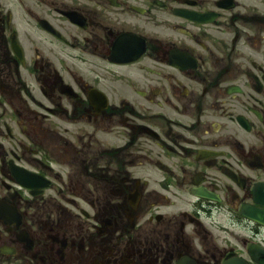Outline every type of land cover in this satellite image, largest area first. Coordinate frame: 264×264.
I'll return each mask as SVG.
<instances>
[{
	"label": "flooded vegetation",
	"instance_id": "1",
	"mask_svg": "<svg viewBox=\"0 0 264 264\" xmlns=\"http://www.w3.org/2000/svg\"><path fill=\"white\" fill-rule=\"evenodd\" d=\"M264 264V0H0V264Z\"/></svg>",
	"mask_w": 264,
	"mask_h": 264
},
{
	"label": "water",
	"instance_id": "2",
	"mask_svg": "<svg viewBox=\"0 0 264 264\" xmlns=\"http://www.w3.org/2000/svg\"><path fill=\"white\" fill-rule=\"evenodd\" d=\"M228 264H232V263H228Z\"/></svg>",
	"mask_w": 264,
	"mask_h": 264
}]
</instances>
